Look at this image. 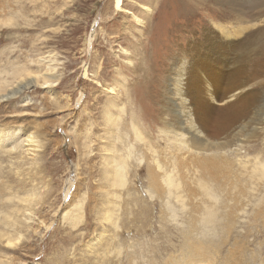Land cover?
<instances>
[{
	"label": "rangeland",
	"instance_id": "obj_1",
	"mask_svg": "<svg viewBox=\"0 0 264 264\" xmlns=\"http://www.w3.org/2000/svg\"><path fill=\"white\" fill-rule=\"evenodd\" d=\"M8 10L9 25L0 28V71L10 61L5 67L10 72L0 76L12 81L10 68L19 64L39 70L44 62L38 60L51 54L61 76L49 86L24 90L27 103L20 94L0 103V123L15 119L21 125L12 138L18 149L4 155L2 178L17 193L15 207L32 206L49 227H40L38 236L12 252L22 259L14 264H207L206 259L264 264V228L251 220L264 189L258 195L247 173L250 160L264 155V134L230 155L235 195L219 194L217 203L221 211L227 209L224 204L234 209L227 233L217 222L214 231L198 227L204 224L200 185L210 184L198 165L207 159L203 153L195 156L190 149L186 154L191 163L185 169L186 192L176 169L172 175L178 185L163 181L162 197L149 189L148 174L151 162L174 158L175 144L160 130L161 93L175 60L191 53L186 49L195 38H205V25L217 31L226 26L235 36L247 23L259 21L262 32L248 45L246 57H264V0H8ZM105 85L115 86L113 93ZM116 93L119 101L113 99ZM110 99L126 103L125 109L116 107L106 115ZM133 112L141 120L143 139L131 136L133 128L123 129L122 136L112 134L113 117L130 120ZM179 158L186 159L182 154L176 162ZM120 160L127 164L124 185L113 183ZM159 175L162 180L167 176L163 170ZM79 180L76 201L83 199L84 212L61 220L59 208H66ZM193 224L198 230L190 236ZM202 242L210 256L201 254L197 244Z\"/></svg>",
	"mask_w": 264,
	"mask_h": 264
},
{
	"label": "bare ground",
	"instance_id": "obj_2",
	"mask_svg": "<svg viewBox=\"0 0 264 264\" xmlns=\"http://www.w3.org/2000/svg\"><path fill=\"white\" fill-rule=\"evenodd\" d=\"M154 8L156 9V6ZM215 11L216 9H212V12L215 13ZM9 14L8 0H0V28L9 25ZM262 23L261 21L247 23L248 25L246 24L236 32L235 36L226 26L221 25L220 30L217 31L205 25L203 33L205 38H195L186 49H190L191 53L186 52L187 54L177 58L174 66L166 75L164 90L161 93L164 97V104L161 109L163 126L160 133L163 137H167L170 143L175 144V149L171 152L174 154V158H169L172 156L170 155L168 156L169 160H155L148 164L149 189L162 197L163 181L169 183L170 187L178 185L177 180L174 182L172 175L173 169H176L184 180L183 189L186 192L190 188L185 179V175H188L185 169H190L189 164H191L186 154L189 153L190 149L195 152L193 153L195 156H199L198 153H203L207 159L198 165H201L202 171L205 173V177L209 179L210 184L204 181L203 185H200L201 193L205 195V201L202 204V222L204 224L198 226L202 230L212 231L216 227L213 228V225L217 222L219 227L222 226L224 233L229 232L232 219L235 217L232 204H224V208L227 209L221 211L217 203L219 194L228 195L229 199L235 195L237 175L234 174V166L230 155L245 148L253 137L264 134V57H259L254 61L246 57L248 45L262 32ZM221 30L223 32H220ZM240 49L242 50L240 51ZM1 53V56L7 54L5 51ZM53 57L54 55L51 54V56H44L43 59L38 60V62H44V65L40 68L42 70L34 69L32 64L12 66L10 68L13 76L12 81L8 80V76L4 75V78L0 76V103L6 100L9 101L18 94H20L21 101L27 103L30 101V97L27 94L22 95L24 90L31 86L45 84L49 86V84L58 80L61 76L56 64L53 63L56 62L55 57ZM10 63L9 61V64H7L6 61L5 67L8 68ZM5 67L1 66L4 69L0 71V74H3V72L9 74L10 71L7 73L8 69L5 70ZM87 72L88 70L85 69V74ZM104 87H107L110 92L115 89L113 88L115 86L105 85ZM116 94L117 96H114L113 99L119 101L118 93ZM126 94L129 98V104H135L130 88L126 89ZM116 100L110 99L106 102L107 105L104 107L106 115L116 107L121 109L120 111L125 109L126 103L122 104ZM118 115L113 117L112 120L114 124L111 129L112 134L122 136L123 129L130 130V128H133L131 136L143 139L139 128L141 120L134 112L131 115V121L128 118L122 121ZM107 121L110 120L107 119ZM20 128L21 125L15 119L0 123V264H14L15 260H22L14 256L15 254L12 255L15 253L13 251L25 246L26 242L24 240L32 238L35 234L38 236V233L41 232V230L39 231L40 227L49 228L46 219H42L39 212L35 211L32 206L28 205L22 209L15 207L16 202L14 201L17 193L11 192V186L5 183L7 178H2L5 172L2 165L4 155L18 149L19 145L13 144L12 138L16 136L15 134L18 133ZM68 137L70 144L72 137L71 135ZM28 138L32 141L34 136L29 135ZM78 150L80 152V149ZM209 151H211L210 154ZM182 154L186 159L181 160L179 158L180 161L176 162L177 157ZM256 156L253 157L255 160H250L251 165L247 173L250 175V182L255 183L253 189H256L258 195H260L262 189H264V155ZM222 157H224L223 160ZM226 159L228 162L225 161ZM76 165L80 171V163ZM126 167L127 164L124 160L118 162L113 176V183L117 185L127 183ZM162 170L167 175L163 177V180L159 175ZM80 187L81 182L79 180L76 190L66 204V208L60 206L61 220L66 219V217L73 219L75 216H82L85 203L83 199L76 201ZM247 192L249 193L248 189ZM65 197H67V193ZM247 198L250 199L248 196ZM261 200L260 205L258 203L257 205L254 204L251 220L259 223L264 228V195L262 194L259 197V202ZM70 212L73 217L70 216ZM62 213L64 214L62 215ZM196 227L197 225L194 224L191 226L189 235L192 230H198ZM194 246L195 243L192 241L191 250L193 252L195 250ZM197 246L202 249L203 253L201 254L209 255V252H206L209 248L205 242L197 244ZM205 261H207V264H212L211 260L206 259Z\"/></svg>",
	"mask_w": 264,
	"mask_h": 264
}]
</instances>
